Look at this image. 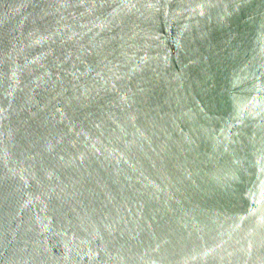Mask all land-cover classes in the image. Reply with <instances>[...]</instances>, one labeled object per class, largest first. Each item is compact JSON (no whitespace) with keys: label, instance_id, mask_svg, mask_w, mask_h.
Returning <instances> with one entry per match:
<instances>
[{"label":"water","instance_id":"water-1","mask_svg":"<svg viewBox=\"0 0 264 264\" xmlns=\"http://www.w3.org/2000/svg\"><path fill=\"white\" fill-rule=\"evenodd\" d=\"M0 264H264V0H0Z\"/></svg>","mask_w":264,"mask_h":264}]
</instances>
